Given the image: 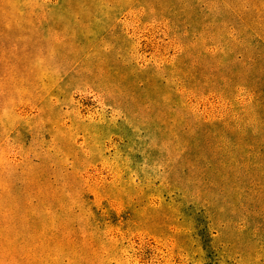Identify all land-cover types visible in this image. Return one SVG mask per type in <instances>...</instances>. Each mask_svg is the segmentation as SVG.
Listing matches in <instances>:
<instances>
[{
    "label": "rangeland",
    "instance_id": "rangeland-1",
    "mask_svg": "<svg viewBox=\"0 0 264 264\" xmlns=\"http://www.w3.org/2000/svg\"><path fill=\"white\" fill-rule=\"evenodd\" d=\"M0 264H264V0H0Z\"/></svg>",
    "mask_w": 264,
    "mask_h": 264
}]
</instances>
